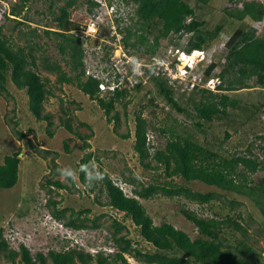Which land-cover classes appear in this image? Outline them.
<instances>
[{
	"label": "rangeland",
	"instance_id": "374dc122",
	"mask_svg": "<svg viewBox=\"0 0 264 264\" xmlns=\"http://www.w3.org/2000/svg\"><path fill=\"white\" fill-rule=\"evenodd\" d=\"M258 1L264 2V0ZM19 2L21 0H0V9L5 11V16L1 20L3 32L15 45L25 46L26 38L39 45V48L34 51L37 56L38 72L52 91L44 102L43 112L51 117L52 125L49 130L53 132V135L48 134L46 121L36 120L29 111L27 95L24 91L17 89L8 81L6 85L8 93L0 94V161H3L4 155L19 150L20 163L16 185L8 189H0V227L5 230V234L11 228L13 234H16L17 238L23 241L22 243L25 242L24 244L33 256L36 252L47 253L51 248L61 250L72 247L77 231L71 232L65 228L64 222L69 211L65 212V217L61 220L53 217L51 210L54 207L47 205V201L55 199L59 202L56 204L57 208L67 207L75 211L88 208L89 212L81 214V219L85 218L87 224H91L92 219L97 217L96 222L100 223V227H87L82 231L83 237L88 238L87 241L91 244H96L104 239L108 241L109 238L115 244L112 239L111 224L116 219L125 225L126 228L122 229L120 233L126 234L132 241V246L144 251H153V246L140 236L138 227L123 213L116 211L106 203V195L99 189V180H90L86 174L85 179L90 183L84 185L79 179V159L86 152H91L88 172H99V169L102 168L110 177H121L132 186L150 183L162 184L171 179L173 183L190 187L193 190L219 192L221 198L212 201L215 204L213 208L204 206V212L207 215H210L213 210L219 211L221 214L224 213L222 208L224 203L221 201L224 200L223 196L227 201L232 198L238 199L241 203L230 215L247 229V242L260 253L261 257L256 264H264V215L254 202L214 186H208L199 180L188 182L180 176L168 178L165 175L163 164H159L158 168H144L139 162L138 154L133 149L135 114L140 111L142 116L150 119L148 129H151L149 131L157 139L160 149L164 147L166 140L170 137V132L162 133L159 128L167 124L168 127L172 126L180 136L192 138L224 156L246 155L261 160L263 162L262 169L252 173L245 171V176L249 180L251 179L252 184H257L261 178H264V107L260 105L264 102V85L258 84L256 77L253 76L247 80L249 87L223 91L229 98L237 99L239 105L244 108L228 106L229 115L224 118H214L210 122L200 120L202 127H197L195 123L198 122V119L190 100H199L201 98L199 92L185 90L184 96H182L180 92L183 91L184 84L183 88L175 91L174 96L177 102L185 110L179 112L165 103L163 97L158 95L153 81L148 80L144 83L145 86L137 90L131 89V94L125 95L122 100L115 103V109L119 114V123L114 126L112 121L108 122L104 111L97 102L84 94L74 81L60 83L55 72H49L43 68V59L47 57L49 61L60 63L67 74L72 75L73 73L70 70L69 62L67 63L68 56L59 51L58 42L61 38L53 34L48 37L43 33L45 29H57L56 22L52 18L54 13L59 12V7L64 3V0H24L25 9L16 18L23 20V24L16 25L15 17L10 14V10ZM97 2L98 6H91V11L89 4L84 0L69 9L70 20L78 25V28L71 32L82 40V48L86 50L87 55L89 56L91 46H95V58L98 52L107 53L115 44L117 49L114 54H132L133 63L146 60L149 55L143 52L144 46H123L120 39L125 35V32L119 30V27L131 24L130 26L136 30L139 26L134 23L135 6L129 0H97ZM228 2V0H213L210 4L204 5L196 0H188V3L196 8L197 18L204 20L205 28L212 29L215 24L225 19L221 32L204 48V58L207 59L197 63L194 69V73L199 72L205 80L214 78V82L219 80L221 84L224 82V85H227V78L223 80L217 74L224 66L226 41L239 24L233 18L226 16L225 7ZM112 3L116 8L120 7L122 3L126 5V18L118 25L112 21L113 16L109 14L111 9L106 7ZM103 4L106 6L104 7ZM111 24L116 30L114 37H111ZM242 24L248 28L253 26V21L250 18H245ZM91 26L96 28L94 33L88 31V27ZM33 29L36 33L33 36L29 35ZM20 31L29 36L21 34ZM88 33H91V36H88ZM155 33L156 30L152 29L151 33L147 35L148 39L153 40ZM256 35L264 36V17L257 27ZM189 36L190 34L182 33L161 38L156 49V57L160 58L166 55L169 49H184ZM130 41H133V36ZM150 66L148 64V67ZM229 74L234 78V73ZM149 96H154L155 101L162 105L156 111V116L151 112L152 105H149ZM166 105L167 107H164ZM65 118H70L73 129L80 134H91L88 139L89 147L83 149L82 140L78 135L69 132L61 125V119ZM81 122L87 123L90 127L82 126ZM14 128L26 135L19 139ZM225 131L231 134L229 138L225 137ZM127 132L130 134L129 138H123L121 134ZM28 140L33 144L34 149L30 147ZM65 144H67L68 150H66ZM249 146L250 152L247 151ZM151 164L156 165L155 160H152ZM60 169L70 170L72 179L62 177ZM47 179H57L67 184L69 189L57 188L55 185L48 184ZM128 189L129 187L126 188V191ZM141 202L153 218L154 224L169 222L176 228L188 232L191 236L196 234V227L183 216L181 208L193 210L197 215L205 214L199 209L197 203L182 196L167 197L160 193L149 199H141ZM227 210L228 207L225 208V211ZM66 233L69 235H65ZM223 236L227 242L234 244L237 239L242 237V234L229 229L224 231ZM15 242L13 241L11 246L13 249H17ZM113 249L115 251L117 247L115 246ZM126 258L130 264H144L130 254H126ZM0 264L22 263L19 261V257H16L12 262L0 253ZM47 264H51V262L47 261ZM90 264H96V262L92 261ZM248 264H255V258Z\"/></svg>",
	"mask_w": 264,
	"mask_h": 264
},
{
	"label": "trees",
	"instance_id": "16d2710c",
	"mask_svg": "<svg viewBox=\"0 0 264 264\" xmlns=\"http://www.w3.org/2000/svg\"><path fill=\"white\" fill-rule=\"evenodd\" d=\"M79 1L83 0H64V3L59 7V12L54 13L52 18L56 22L57 29H45L43 31L45 36L49 37L53 34L61 38L58 42V48L62 54L68 56L67 63L69 62L72 75L67 74L60 63L49 61L47 57L43 59V68L49 72H55L60 83L74 81L84 94L97 102L104 111L108 122L112 121L114 126L119 123V114L115 109V103L122 100L125 95L131 94V89L137 90L145 86L144 79L146 82L148 80L153 81L158 95L163 97L167 105L179 112L185 111L174 96L175 91L183 88L182 84L170 83L166 77L155 73V67L148 71L146 77L142 75V81L136 83L133 88L117 89L112 95H99L97 80L84 77L82 67L83 42L71 32L76 30L78 25L70 20L69 9ZM84 1L89 4L90 11L91 6L98 5L97 0ZM129 1L135 5L133 18L135 19L134 23L139 24V26L136 27V30L130 26L131 24L119 27V30L125 32V35L120 39L123 46H144L143 52L149 56L156 53L159 40L171 34H190L186 46L184 45L186 52L193 49L205 50V46L221 32L225 22V19H222L212 29L205 28L204 20L197 18L196 8L192 7L188 0ZM196 1L208 5L213 0ZM228 1L225 14L239 24L226 41L224 66L217 74L223 80L227 78V85H224V82L223 84L220 83L215 90L195 85L192 89L184 87L183 91L180 92L182 96H184L185 90L197 91L201 95L199 100H190L198 119V122L195 123L197 127H202L200 120L210 122L214 118H224L229 115L228 106L231 108L238 107V109L244 108L239 105L237 99L229 98L223 91L247 88L249 87L247 80L253 76L256 77L258 84L264 85V36L256 35L257 27L264 17V2L258 0ZM23 9H25L24 0L11 7L10 14L15 17L16 25L23 24V20L16 19ZM125 18V15L120 18L116 17L113 22L118 25ZM245 18H250L253 21V26L245 27L242 24ZM152 29L156 30V33L153 40H149L147 35L151 33ZM20 33L25 36H33L36 31L33 29L29 35L21 31ZM131 36H133V41H130ZM26 41L25 46L10 42L8 36L3 32L2 24L0 25V94L2 92L8 93L6 88L8 81L17 89L23 90L27 95L29 111L36 120L46 121L48 134L52 136L53 132L49 130L52 125L51 117L43 112L44 102L52 91L47 87L46 80L38 72L37 56L34 51L39 48V45L30 42L28 38ZM229 73H234V78ZM148 102L149 105H152V114L156 116V111L162 105L155 101L154 96H149ZM260 105L264 107V102ZM60 122L69 132L78 135L82 140L83 149L89 147L90 133L80 134L73 129L70 118L61 119ZM80 124L87 128L90 127L85 122ZM149 126L150 119L148 117L142 116L140 111L135 114L133 149L138 154L139 162L144 168H158L159 164H163L166 177L180 176L188 182L199 180L208 186H214L220 190L250 199L264 215V178H261L257 184H252L251 179L249 180L245 176V171L252 173L262 169L263 162L261 160L246 155L224 156L192 138L180 136L172 126L168 127L167 124L159 128L162 133L170 132V137L166 140L164 147L160 149L157 139L149 131L151 129H148ZM14 132L19 139L26 135L18 129L15 130V128ZM148 133L152 134L151 140H147ZM224 135L229 138L231 134L225 131ZM121 136L129 138L130 134L127 132ZM259 137L261 138V136ZM28 142L30 147L34 149L30 140ZM65 147L68 150L67 144ZM247 149L250 152V146ZM19 154V150L13 151L11 154L4 155L3 161H0V189H8L16 185L20 163ZM91 157L92 153L86 152L78 162L79 179L84 185L90 183L85 179V175L88 172ZM151 157L152 160H155L156 165L151 164ZM83 167H86L87 171L82 170ZM99 172L103 175V179L99 180V189L106 195V203L116 211L123 213L138 227L140 236L153 246V251H144L132 246V241L126 234L120 233L122 229L126 228L125 225L114 219L111 224L113 228L111 234L117 250L113 254H106L101 250L92 254L76 247H68L61 250L51 248L47 253L36 252L33 256L24 244H20L17 250L9 248L2 237L3 229L1 227L0 253L12 262L15 261L16 257H19L22 264H47V261H50L51 264H78V262L90 264L92 261H95L96 264H130L126 254H130L144 264H248L254 258L256 264L261 257L260 253L247 242V229L230 215L235 207L241 203L238 199L232 198L227 201L223 196L224 200L221 201L224 203L222 206L224 213L221 214V212L213 210L210 215H207L204 212V206L213 208L215 204L212 201L221 198V194L217 191L193 190L190 187L175 184L170 179L162 184L131 185L130 193H126L119 184L120 180H125L117 176L110 177L102 168L99 169ZM68 178L72 179L70 176ZM46 181L57 188L69 189L67 184L57 179H47ZM160 193L167 197L182 196L199 205V209L205 214L197 215L195 211L187 208L180 210L183 216L196 227L197 232L194 236L176 228L169 222L154 224L153 218L146 211L141 199H149ZM227 202L228 204H226ZM58 203L55 199L47 201V205L54 207L51 212L55 219L61 220L65 217V212L69 211L64 222L67 227L73 229L100 227V223L96 222L97 217L92 219L91 224H87L85 218L81 219L82 213L89 212L88 208L79 211L67 207L57 208L56 204ZM227 207L228 210L225 211ZM229 229L242 234V237L237 239L234 244L227 242L223 236L224 231ZM108 243H111L110 238L108 241L106 239L99 241L101 245H108Z\"/></svg>",
	"mask_w": 264,
	"mask_h": 264
},
{
	"label": "built area",
	"instance_id": "2783aa9c",
	"mask_svg": "<svg viewBox=\"0 0 264 264\" xmlns=\"http://www.w3.org/2000/svg\"><path fill=\"white\" fill-rule=\"evenodd\" d=\"M89 30L94 33L96 28L91 26ZM112 49L109 53V62L105 69L89 67L90 60L85 58V74L98 79V88L101 95H112L117 89H131L136 83L142 81V75L146 77L148 73L147 63H138L134 67L129 68L128 64L132 62V55H125L124 53L114 54L117 49L115 44L112 46ZM174 54H176L175 58H173ZM201 58L204 59L203 51L197 50L185 53L181 48L169 49L166 55L160 58L156 56L152 57L153 62L156 64L155 73L166 77L170 83L176 82L182 85L184 84V87L189 89L198 85L199 87H207L215 90L217 84L220 82L219 80L215 82L214 78L205 80L199 72H193L195 69V60ZM143 81V83L146 82L145 79ZM151 139L152 134L148 133L147 140ZM90 251L94 254L96 249L90 248Z\"/></svg>",
	"mask_w": 264,
	"mask_h": 264
},
{
	"label": "clouds",
	"instance_id": "9594fccd",
	"mask_svg": "<svg viewBox=\"0 0 264 264\" xmlns=\"http://www.w3.org/2000/svg\"><path fill=\"white\" fill-rule=\"evenodd\" d=\"M99 1H101V0H99ZM132 3V2H131ZM133 4V3H132ZM104 5V4H103ZM96 6H98V5H96ZM106 5H104V7H105ZM133 6H135V5H133ZM108 9L110 8L111 10H110V15H112L113 16V20L116 18V17H118V18H120V17H123L124 15H125V7H126V5L124 4V3H122L121 4V6L120 7H114L113 6V3L112 4H110L109 5V7L108 6H106ZM4 16H5V11L4 10H1L0 9V25H1V20H2V18H4ZM112 20V21H113ZM112 21H111V23H112ZM113 26V24H111L110 25V29H111V32H112V34H111V37H114L115 35H116V30L112 27ZM88 31L89 32H91L90 30H89V27H88ZM92 33V32H91ZM91 33H88L87 35L88 36H91ZM94 36V35H93ZM81 40V39H80ZM82 41V40H81ZM92 48H91V50L89 51V56L87 55V52H86V50H83V57H82V67H83V70H84V77L85 78H87V77H91L90 75H86L85 74V68H86V64H85V58H87V59H89L90 60V62H89V67H93L94 69H98V68H102V69H105L106 68V65H107V63L109 62L108 61V56H109V53L111 52V50H113L112 48L107 52V53H104V54H102V53H97L96 55H95V58H94V53H95V46H91ZM181 49H183V48H181ZM197 50H201V49H193V50H191V51H197ZM183 51L185 52V53H190V52H186L184 49H183ZM201 51H203V53H205L204 52V50H201ZM207 54V57L209 56L208 55V52L206 53ZM132 55V54H131ZM157 54L155 53V54H153V55H150L146 60H144V61H141V62H139V61H136V63H133V60H132V62H131V64H128V67L129 68H131V67H134L135 66V64H137V63H141V64H145V63H147V64H150L151 66L150 67H148L147 68V70L149 71V70H151V68L153 67H155V63L153 62V59H152V57L153 56H156ZM132 57H133V55H132ZM176 57V54H174V57L173 58H175ZM204 57H205V54H204ZM207 59V58H206ZM205 58L203 59V58H201V59H197V60H195V64H194V68L196 67V65H197V63H199L200 61L201 62H203L204 60H206ZM206 64H207V62H206ZM134 65V66H133ZM194 72V71H193ZM91 78H93V77H91ZM93 79H95V80H97V87H98V79H96V78H93ZM218 84H220V82L218 83ZM217 84V85H218ZM98 90H99V88H98ZM99 95L100 96H103V95H101V92H100V90H99ZM82 170H85V171H87V168L86 167H83L82 168ZM59 172H60V174H61V176L62 177H68V176H71L72 175V172L70 171V170H66V169H60L59 170ZM87 175H88V178L90 179V180H101V179H103V175H102V173H100V172H98V171H96V172H87ZM119 184L122 186V188L124 189V191L126 192V193H130V187H131V185L130 184H128L127 182H125V181H122L121 182V180H120V182H119ZM127 187H129V189H128V191H126V188ZM66 229H68V230H71V232H74L75 230L77 231V235H75V242H74V245L72 246V247H76V248H78V249H82V250H84V251H88V252H90V253H92L91 251H90V248H93V249H96V252L98 251V250H101L102 252H105L106 254H113L115 251H113L114 249H113V247H115V244H113L112 242L111 243H108V245H101V244H99V242L98 243H96V244H91L89 241H87L88 240V238H84L83 237V230H84V228H81V229H73V228H70V227H65ZM3 229V228H2ZM62 229L60 228V231H61ZM7 231H9V232H6V234H5V230L3 229V232H2V237L5 239V241H6V243L8 244V246H9V248H12L11 246H12V243H13V241H16L15 243L17 244L16 246V248L18 249L19 248V246H20V244H24V243H22L23 241H21L19 238H17V235L16 234H13V231H12V229L10 228L9 230H7ZM65 235H69V234H65ZM72 240V239H71ZM113 244V245H112ZM25 245V244H24ZM26 246V245H25ZM89 247V248H88ZM28 248V247H27ZM16 249V250H17ZM96 252L94 253V254H96ZM93 254V253H92Z\"/></svg>",
	"mask_w": 264,
	"mask_h": 264
},
{
	"label": "flooded vegetation",
	"instance_id": "af4514ba",
	"mask_svg": "<svg viewBox=\"0 0 264 264\" xmlns=\"http://www.w3.org/2000/svg\"><path fill=\"white\" fill-rule=\"evenodd\" d=\"M73 7V6H72Z\"/></svg>",
	"mask_w": 264,
	"mask_h": 264
}]
</instances>
